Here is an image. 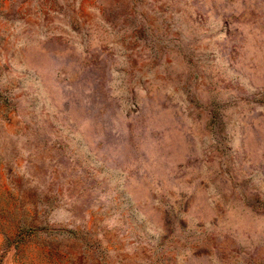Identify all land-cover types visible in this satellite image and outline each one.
Listing matches in <instances>:
<instances>
[{"label":"rangeland","instance_id":"obj_1","mask_svg":"<svg viewBox=\"0 0 264 264\" xmlns=\"http://www.w3.org/2000/svg\"><path fill=\"white\" fill-rule=\"evenodd\" d=\"M0 264H264V0H0Z\"/></svg>","mask_w":264,"mask_h":264}]
</instances>
